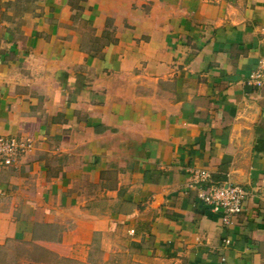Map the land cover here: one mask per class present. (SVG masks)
I'll list each match as a JSON object with an SVG mask.
<instances>
[{"label": "crops", "instance_id": "obj_1", "mask_svg": "<svg viewBox=\"0 0 264 264\" xmlns=\"http://www.w3.org/2000/svg\"><path fill=\"white\" fill-rule=\"evenodd\" d=\"M263 50L264 0H0V135L31 140L0 164V243L46 227L78 262L264 264ZM209 183L246 192L230 224Z\"/></svg>", "mask_w": 264, "mask_h": 264}, {"label": "built area", "instance_id": "obj_2", "mask_svg": "<svg viewBox=\"0 0 264 264\" xmlns=\"http://www.w3.org/2000/svg\"><path fill=\"white\" fill-rule=\"evenodd\" d=\"M245 84L256 88L264 87V50L258 56L255 67L247 74ZM30 146V139L0 135V164L13 165L17 157L28 151ZM191 172L195 182L202 183L210 179L209 173L203 169H193ZM245 195L246 192L239 185L213 183L197 193L198 198L212 211L221 214L224 224H230V217L240 211Z\"/></svg>", "mask_w": 264, "mask_h": 264}, {"label": "rangeland", "instance_id": "obj_3", "mask_svg": "<svg viewBox=\"0 0 264 264\" xmlns=\"http://www.w3.org/2000/svg\"><path fill=\"white\" fill-rule=\"evenodd\" d=\"M0 264H120L119 259L101 263L90 255L85 262L67 258L56 243V233L46 227H38L35 236L28 241L6 239L0 243Z\"/></svg>", "mask_w": 264, "mask_h": 264}]
</instances>
